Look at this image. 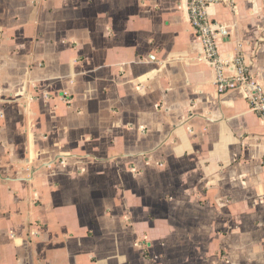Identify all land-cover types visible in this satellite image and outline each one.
<instances>
[{
  "label": "crops",
  "instance_id": "obj_1",
  "mask_svg": "<svg viewBox=\"0 0 264 264\" xmlns=\"http://www.w3.org/2000/svg\"><path fill=\"white\" fill-rule=\"evenodd\" d=\"M208 13L264 89V0ZM199 52L187 0H0V264H264V126Z\"/></svg>",
  "mask_w": 264,
  "mask_h": 264
},
{
  "label": "built area",
  "instance_id": "obj_2",
  "mask_svg": "<svg viewBox=\"0 0 264 264\" xmlns=\"http://www.w3.org/2000/svg\"><path fill=\"white\" fill-rule=\"evenodd\" d=\"M216 3L235 11L236 0H187L189 25L200 45L196 61L206 63L212 69L213 85L217 94L231 90L241 91L249 110L264 126L263 86L249 72L240 51L229 59L219 55L218 43L223 42L229 33L226 26L209 16L208 9ZM262 138L264 139V134Z\"/></svg>",
  "mask_w": 264,
  "mask_h": 264
},
{
  "label": "rangeland",
  "instance_id": "obj_3",
  "mask_svg": "<svg viewBox=\"0 0 264 264\" xmlns=\"http://www.w3.org/2000/svg\"><path fill=\"white\" fill-rule=\"evenodd\" d=\"M141 217V216H139ZM144 224H142L143 226ZM142 229H137V232L141 231ZM136 235H139L138 233ZM137 241L135 237L131 238V241ZM130 241V242H131ZM142 244V242H140ZM139 250L133 246V244H129L126 250L118 255V253H113L111 257H108V253L105 252L104 262L105 264H142L141 260H149V253L148 251L143 248L139 255ZM148 253V254H147ZM140 256V257H139ZM140 258V259H139Z\"/></svg>",
  "mask_w": 264,
  "mask_h": 264
}]
</instances>
